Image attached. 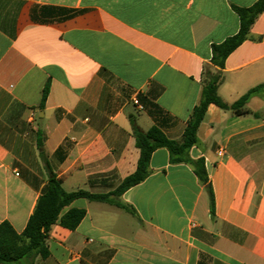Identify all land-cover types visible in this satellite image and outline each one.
Listing matches in <instances>:
<instances>
[{
	"label": "crops",
	"instance_id": "0c3cea01",
	"mask_svg": "<svg viewBox=\"0 0 264 264\" xmlns=\"http://www.w3.org/2000/svg\"><path fill=\"white\" fill-rule=\"evenodd\" d=\"M256 2L0 0V224L24 231L50 172L67 192L114 191L137 169L132 121L180 140L204 69L219 71L212 45L238 33L234 6ZM221 72L229 105L264 84V12ZM244 109L209 105L189 152L204 162L214 215L193 168L160 148L148 178L120 197L132 212L76 200L78 227L53 225L47 257L22 264H264V90Z\"/></svg>",
	"mask_w": 264,
	"mask_h": 264
},
{
	"label": "trees",
	"instance_id": "16d2710c",
	"mask_svg": "<svg viewBox=\"0 0 264 264\" xmlns=\"http://www.w3.org/2000/svg\"><path fill=\"white\" fill-rule=\"evenodd\" d=\"M52 10L57 13L54 17L60 19H67L78 13L76 10L64 8H52ZM233 10L239 17V31L226 38L222 43L212 45L211 64L219 68V71L213 72L210 68L204 69L201 97L199 103L192 110L182 138L170 140L158 127L153 126L144 131L132 121L133 136L136 146L140 150L137 169L132 175L126 177L114 191L106 194H93L84 190L67 192L62 188L61 181L56 175L50 172L48 182L24 231L17 233L9 222L0 224V264H22L28 260L33 261L37 257L46 258L48 255L46 240L51 227L59 223L64 228L75 230L84 219L86 215L84 209H67L76 200L104 202L132 212L120 201V197L130 188L148 178L151 157L160 148L168 150L171 164L185 163L193 168L195 176L206 187L210 200V212L211 215H214V196L204 162L201 159L193 160L189 155L191 148L197 143V131L209 105L214 104L223 110H231L237 115H243L248 112L244 109L247 102L264 90V84L254 87L231 105L223 102L218 95V88L222 81L221 70L225 67V61L249 38L253 24L264 12V0H257L250 7L234 6ZM48 93L49 83L43 90L40 108L44 107ZM37 147L41 158L48 164L43 150V140L40 137L37 138Z\"/></svg>",
	"mask_w": 264,
	"mask_h": 264
},
{
	"label": "built area",
	"instance_id": "2783aa9c",
	"mask_svg": "<svg viewBox=\"0 0 264 264\" xmlns=\"http://www.w3.org/2000/svg\"><path fill=\"white\" fill-rule=\"evenodd\" d=\"M133 103L138 106L139 108L142 109L141 105H140V102L138 100V98H134L133 99ZM218 156L222 157L224 155V150L223 149H219L218 152H217Z\"/></svg>",
	"mask_w": 264,
	"mask_h": 264
}]
</instances>
